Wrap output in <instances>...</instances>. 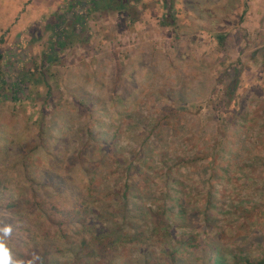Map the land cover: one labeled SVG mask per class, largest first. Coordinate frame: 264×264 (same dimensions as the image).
Here are the masks:
<instances>
[{"label":"rangeland","instance_id":"1","mask_svg":"<svg viewBox=\"0 0 264 264\" xmlns=\"http://www.w3.org/2000/svg\"><path fill=\"white\" fill-rule=\"evenodd\" d=\"M160 2L102 7L90 40L55 52L48 25L66 0H0V49L20 59L9 77L32 78L23 102L0 86L12 264L264 258V0H178L170 25Z\"/></svg>","mask_w":264,"mask_h":264},{"label":"trees","instance_id":"2","mask_svg":"<svg viewBox=\"0 0 264 264\" xmlns=\"http://www.w3.org/2000/svg\"><path fill=\"white\" fill-rule=\"evenodd\" d=\"M136 1L137 0H66V3L63 5L64 8H60V11L53 13L52 20L49 21L48 28L52 30V34L54 36L52 41L53 50L55 49L56 52L58 47L64 46L67 42H69L71 38H78V41H76L78 44H84L86 41L90 40L91 32L89 30L88 24L92 17V13L97 11L98 9L104 7L105 9H111L113 11H121L123 9H130L133 6L132 3ZM177 3L178 0H161V7L167 10V14L165 15L166 18L164 21L165 25L174 23V18L176 17L175 8L177 6ZM234 3H238V5H240L241 1L239 2L238 0H234ZM15 49L16 47L12 48V50H10L7 55L4 54L0 49V86L2 85L4 87H7L11 91L9 94L10 98L15 102H23L29 97L28 86L32 84V78L26 77L28 76V74L24 71V66L20 70V77H16L15 80L9 77L11 72L13 71L14 65L18 66L19 69V58L16 62L13 63L11 61H7L11 60L9 56L13 55ZM23 74L24 77L22 76ZM93 154L94 153L90 155L91 158L88 160H84L81 156L77 165L84 166L88 162H91L94 159ZM128 178H130V176ZM93 187L97 188L96 184H93ZM130 188L131 187H129L128 190H130ZM78 195V199H75L73 202V207L76 209L72 212L80 214V226L83 227L87 222V216L84 214L83 210V203L85 202L80 200L84 199V197L86 196L83 188H79ZM123 197H128L126 190L123 194ZM209 205H213L212 199L209 200ZM51 209L53 212L59 211L60 214L65 217H72V212L67 213L61 209H57V207H52ZM186 211L187 210H185L184 212ZM94 213L97 216L101 215L100 211H98L97 208L94 209ZM153 229V232L159 231L157 227H153ZM124 234H126V232ZM192 239L194 238L190 236L188 242L190 243ZM98 240L99 239H95L93 241L98 242ZM244 260H246L248 263H252V259H250L249 257ZM204 264H228L223 249H219V247L208 248L206 254L204 255ZM257 264H264V258L260 261H257Z\"/></svg>","mask_w":264,"mask_h":264},{"label":"clouds","instance_id":"3","mask_svg":"<svg viewBox=\"0 0 264 264\" xmlns=\"http://www.w3.org/2000/svg\"><path fill=\"white\" fill-rule=\"evenodd\" d=\"M3 231L5 235H7L11 231V229L8 227H5ZM0 264H12L11 256L9 252L7 251V249L5 248L3 242H0Z\"/></svg>","mask_w":264,"mask_h":264},{"label":"crops","instance_id":"4","mask_svg":"<svg viewBox=\"0 0 264 264\" xmlns=\"http://www.w3.org/2000/svg\"><path fill=\"white\" fill-rule=\"evenodd\" d=\"M239 2L241 1L242 2V0H238Z\"/></svg>","mask_w":264,"mask_h":264}]
</instances>
